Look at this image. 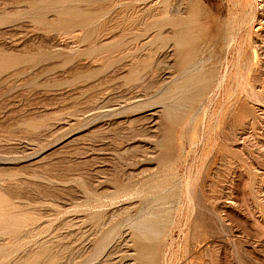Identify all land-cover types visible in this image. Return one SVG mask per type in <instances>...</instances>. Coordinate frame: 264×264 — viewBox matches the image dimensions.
I'll return each instance as SVG.
<instances>
[{
    "label": "rangeland",
    "instance_id": "rangeland-1",
    "mask_svg": "<svg viewBox=\"0 0 264 264\" xmlns=\"http://www.w3.org/2000/svg\"><path fill=\"white\" fill-rule=\"evenodd\" d=\"M0 264H264V0H0Z\"/></svg>",
    "mask_w": 264,
    "mask_h": 264
}]
</instances>
